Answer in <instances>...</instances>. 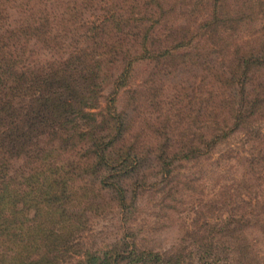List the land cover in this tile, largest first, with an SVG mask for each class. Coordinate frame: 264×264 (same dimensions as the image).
Segmentation results:
<instances>
[{
    "label": "trees",
    "instance_id": "trees-1",
    "mask_svg": "<svg viewBox=\"0 0 264 264\" xmlns=\"http://www.w3.org/2000/svg\"><path fill=\"white\" fill-rule=\"evenodd\" d=\"M231 1L0 0V236L20 242L13 264H66L80 214L66 211L69 204L76 208L70 201L77 190L68 193L65 187L73 180L69 169L80 163L72 159L63 169L59 162L65 163L66 153H77L83 140L90 168L111 170L100 181L117 192L123 207L131 198L125 181L138 183L140 169L157 165L162 178H170L176 162L207 160L221 141L238 133L256 142L251 151L227 150L230 160L243 157L248 163L250 171L240 182L248 199L241 198V184L232 189L221 182L219 193L234 205V217L220 227L207 223L208 232L191 238L195 253L185 255L186 245L168 255L139 247L134 239L80 251L75 264H191L185 258L193 255L197 264H263L257 241L247 237L249 229L264 230V25L253 31L257 37L249 50L229 38L233 22L264 20V9L253 8L254 0H234L233 6ZM216 38L228 41L235 56L208 59L206 48L216 45ZM193 67L202 72L195 87L207 96L196 108L197 121L183 125L182 108L175 119L162 116V102L171 101L164 77ZM137 74L141 83L134 81ZM107 87L113 90L103 105ZM122 95L133 113L156 112L138 121L145 140L125 138L135 131L136 116L117 108ZM129 231L121 240L133 236Z\"/></svg>",
    "mask_w": 264,
    "mask_h": 264
},
{
    "label": "rangeland",
    "instance_id": "rangeland-1",
    "mask_svg": "<svg viewBox=\"0 0 264 264\" xmlns=\"http://www.w3.org/2000/svg\"><path fill=\"white\" fill-rule=\"evenodd\" d=\"M259 1L264 3V0H254L253 8L256 10L264 9V5H260ZM234 4L235 2L232 0L231 5ZM240 12L247 13L246 10H242L241 5ZM233 15L232 12L231 16ZM17 16V13L15 14V11H13L12 18L17 19ZM227 19L230 20V23L233 22L231 18ZM232 25L234 31L231 32L229 41L242 45L243 49L249 50L255 46L251 39L257 37L252 33L264 25V20L257 16V19L251 21L247 19L246 23L240 21L238 26H235L234 22ZM244 40H248L249 44L245 45ZM260 40H263V38ZM215 42L216 45L209 49L206 48L208 59L214 60L235 56L230 52L228 41L224 43L221 39L216 38ZM36 50L48 57L52 56L49 51L38 48ZM190 69L182 71L180 69L173 74L167 73L164 77V82L167 84L164 91H166L171 101L162 102V108L165 109L162 116H165L166 113L167 116L175 119V113L179 108H182L184 112L183 125L189 121H197L196 108L201 104V96H207L204 92H201V88L197 91L195 87L201 82V78L198 76L202 75L201 68L193 67ZM142 79L141 74L134 77L135 82L141 83ZM190 87H195L196 91L193 88L190 89ZM112 90L113 88L110 87L105 89L104 98L102 99L103 105H106ZM190 91L193 92L192 96L187 98ZM124 100L123 95L119 97L116 104L117 108L122 110L123 113L136 116L133 122L135 131L125 134V138L128 141H133L139 136L140 140H145L138 121H140V117L156 112L141 108L139 113H133L131 108L125 105ZM187 113H192L191 119H187ZM260 124L264 132V120ZM192 131L194 137H196L198 134L196 124L192 126ZM126 139H121L119 142H127ZM255 145L256 142L252 139H243L241 133L235 134L233 138L221 141L215 148L216 152L207 160H201L200 158L193 162L183 160L176 162L179 165L176 164L175 169H169L172 170V176L167 179L162 178L163 171L157 169V165L153 169H140V181L138 183L133 184V181L129 179L125 181L131 198L126 202V206L122 207L117 192L104 187L100 181L101 177L111 170L90 168L89 165H93L92 156L86 154L87 141L86 139L83 140L74 150L77 153H66L64 155L65 163L59 162L63 169H67L65 164L72 159L80 163L78 169H69L73 175V180L72 184L65 187L68 193L71 190H77L72 201H70V203H74L76 208L69 204L66 211L68 207L70 210L74 209L75 212L80 214V221L71 233L72 252L69 251L68 253L66 251L64 253L65 262L62 263L75 264L76 259H81V256H79L80 251H85V249L89 251L111 249L119 243L120 245H127L134 239L133 242L138 244L139 247H147V249L168 255L177 252L179 247H186V245L187 247L183 250L185 255H188L189 252L195 253L196 246L190 243L191 238L196 239L208 232L207 223L211 226L220 227L228 224V220L234 217L233 211L231 212V206L234 207V205L223 199L219 193L221 182L232 184V189H234L236 186L234 184H241L242 175L246 171L247 173L250 171L247 168L248 163L245 162L243 157L232 161L227 155V150L231 148L239 152L251 151ZM241 156L248 157L249 155L243 153ZM20 163L21 161H17L14 164V169L18 168ZM150 163L148 162V164ZM261 165H263L262 162ZM159 182L161 184H158ZM151 183H157V187H154V184ZM245 188L246 186L241 184L239 193L241 198L248 199ZM59 191H62V186H60ZM80 195H83V197ZM134 195H136L135 198ZM238 206L240 211H243V204L240 203ZM126 228H130L128 234L132 233L133 236L127 240H121L125 231L128 230H125ZM247 239L250 243H253V239L257 241L253 244H256L261 250L260 257L264 264V230L256 229L251 232L249 229ZM19 243L13 240L7 241L6 235L0 236V264L17 263ZM253 244L251 245L253 246ZM33 256L37 257L36 254ZM185 260L191 264H197L198 262L194 255L191 260H188V258H185ZM112 264H127V262H113ZM225 264H229V261H225Z\"/></svg>",
    "mask_w": 264,
    "mask_h": 264
}]
</instances>
